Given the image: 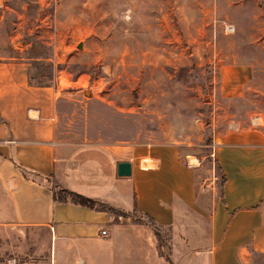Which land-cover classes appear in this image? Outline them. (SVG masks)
Listing matches in <instances>:
<instances>
[{"label": "rangeland", "instance_id": "obj_1", "mask_svg": "<svg viewBox=\"0 0 264 264\" xmlns=\"http://www.w3.org/2000/svg\"><path fill=\"white\" fill-rule=\"evenodd\" d=\"M0 56L25 75L29 100H61L59 141L77 169L52 188L115 217L122 207L109 201L133 202L118 159L175 146L206 207L220 191L215 136L264 129L252 122L264 121V0H0ZM186 230L176 228L174 254ZM170 232L159 229L160 244ZM48 243L41 228L19 232L0 242V264H49ZM71 251L57 250V264H76Z\"/></svg>", "mask_w": 264, "mask_h": 264}, {"label": "crops", "instance_id": "obj_2", "mask_svg": "<svg viewBox=\"0 0 264 264\" xmlns=\"http://www.w3.org/2000/svg\"><path fill=\"white\" fill-rule=\"evenodd\" d=\"M27 91L25 75L17 78L15 66L0 56V242L41 228L49 264H57L60 249L77 254L76 264H249L253 255L264 256V129L215 136L212 154L225 181L206 207L193 170L179 160L175 146L143 148L118 159L115 173L119 161L131 162L130 176H116L126 179L122 184L132 190L133 202L122 210L109 201L122 207L115 217L96 205L53 201L52 183L63 186L77 169L69 146L59 141L61 100H29ZM100 198L95 200L109 204ZM135 207L170 229L166 245L145 221L129 215ZM200 219L206 220L203 230ZM178 225L187 228L186 248L174 254Z\"/></svg>", "mask_w": 264, "mask_h": 264}, {"label": "trees", "instance_id": "obj_3", "mask_svg": "<svg viewBox=\"0 0 264 264\" xmlns=\"http://www.w3.org/2000/svg\"><path fill=\"white\" fill-rule=\"evenodd\" d=\"M214 164H215L216 171H217L218 175L220 176V188L222 189L224 181H225V175H224V172H223L221 166L218 164V162L215 159H214ZM61 191L62 192H60V193H64V192L65 193L64 194H57L56 190L54 188H52L53 201L62 202V203L70 201L71 203L83 205V206L89 207L91 209H93L95 207V202L90 198L82 196V195L75 193L73 191H68V190H64V189H61ZM221 192H222V190H221ZM132 213L138 214L139 216H137V218L139 220L145 221L151 227V229L154 231V233L157 237V240H158L159 229H162V228L155 222V220L152 217L148 216L147 214H143V213L139 212L136 209V207L133 209Z\"/></svg>", "mask_w": 264, "mask_h": 264}, {"label": "water", "instance_id": "obj_4", "mask_svg": "<svg viewBox=\"0 0 264 264\" xmlns=\"http://www.w3.org/2000/svg\"><path fill=\"white\" fill-rule=\"evenodd\" d=\"M116 173L120 177H128L131 175V162L119 161L116 165Z\"/></svg>", "mask_w": 264, "mask_h": 264}, {"label": "built area", "instance_id": "obj_5", "mask_svg": "<svg viewBox=\"0 0 264 264\" xmlns=\"http://www.w3.org/2000/svg\"><path fill=\"white\" fill-rule=\"evenodd\" d=\"M252 122L255 123V124H260V125H263L264 124V121H263L262 117L261 116H258V115L254 116L252 118ZM100 234L102 236H105L106 235V231L104 229H102L100 231Z\"/></svg>", "mask_w": 264, "mask_h": 264}]
</instances>
